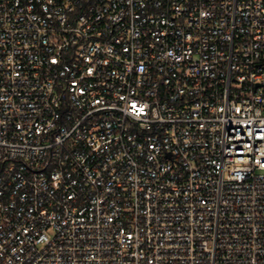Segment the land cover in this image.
<instances>
[{"label": "built area", "instance_id": "2783aa9c", "mask_svg": "<svg viewBox=\"0 0 264 264\" xmlns=\"http://www.w3.org/2000/svg\"><path fill=\"white\" fill-rule=\"evenodd\" d=\"M0 264H264V0H0Z\"/></svg>", "mask_w": 264, "mask_h": 264}]
</instances>
